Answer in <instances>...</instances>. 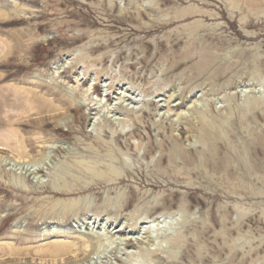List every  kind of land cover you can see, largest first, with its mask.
I'll return each instance as SVG.
<instances>
[{
    "label": "rangeland",
    "instance_id": "obj_1",
    "mask_svg": "<svg viewBox=\"0 0 264 264\" xmlns=\"http://www.w3.org/2000/svg\"><path fill=\"white\" fill-rule=\"evenodd\" d=\"M0 40V144L28 153L0 145V264H264V172L215 187L167 159L198 117L264 144V117L231 123L264 113V0H0Z\"/></svg>",
    "mask_w": 264,
    "mask_h": 264
},
{
    "label": "bare ground",
    "instance_id": "obj_2",
    "mask_svg": "<svg viewBox=\"0 0 264 264\" xmlns=\"http://www.w3.org/2000/svg\"><path fill=\"white\" fill-rule=\"evenodd\" d=\"M1 13H2V16L4 18H7V14H8L7 10H3V11H1ZM206 38H208V37L206 36ZM208 39H210V37ZM202 40H204V39H202ZM211 41H224V40L221 37H215V38H211ZM227 69H229V67L225 68V67L221 66V64L218 61H216V58L210 54H206L204 56L203 60L201 61L200 65L197 67V71H198L199 76L200 75L204 76L205 74H208V73H210V75H212L213 72H211V71L214 70L215 74H213V75L220 77L222 73L224 75V72H225V70L227 71ZM210 75L207 77H211ZM223 77H221L220 79H222ZM109 95L110 94H108L107 97H109ZM212 107H213V105H212ZM24 109L31 111L30 107L27 108V106ZM242 111H243V109L242 108L240 109V107H239L238 112L240 113ZM258 111L259 110L257 108L253 109V111L251 112V115H252L251 117L249 115H247V114L245 115L243 113L242 114H236L235 116H233L231 123L233 122V124H234V121L236 120L235 124H236V126H238L237 130L239 133H241L245 129L244 124H245L246 120H249V119L252 120V117H253V119L255 118L257 121V120H261L262 117H264V113L262 114V113H260V111L259 112ZM216 112H217V110L214 108L213 113H216ZM129 115L131 116V114H129ZM212 118L215 122V125L217 124L216 126H211V125L209 126L208 125L209 123L206 124V122L203 118L198 117L197 123L199 126V133H198L199 134V140H198L199 141V147H197L195 149L191 148L192 151H190V152L188 150L182 148V147H178L177 149L175 147L176 150L170 151V154H168V156H167L169 164L170 165H172V164L178 165L177 159L180 158L181 160H183V163H184L183 166L187 167L193 173L199 174L198 176H200L202 179V180L200 179L201 183L204 182L207 185H214L215 184V187L217 186L216 183L221 182V181L224 184L230 183V181H228V178L237 172H242L243 175H245L244 176L245 179H249L248 176H249V173L251 170L252 171H258V172H264V150H263L264 144H263L262 139H257L256 141L254 140L253 142H250L248 140L245 141L244 136H242L243 146L238 145L236 141H234V142H236V144L234 142L232 143L228 139H230V138L233 139L234 133L233 134L231 132L229 133V130L227 129L226 124H224L222 122V120L219 119V117L214 116ZM246 122H248V121H246ZM110 126H111V124H110ZM123 126H124V123H123ZM123 126H121V129ZM154 126H156V125H154ZM198 126H197V128H198ZM99 127H102V126L94 124L93 128L96 129V131H97L98 130L97 128H99ZM111 128L113 129L112 126L110 127V129ZM148 128H150V127L148 126ZM193 128H194V126H193ZM121 129H120V131H122ZM231 134L233 137L232 136L230 137ZM125 135H127V134H125ZM4 136H6V135H4ZM234 140L238 141V139H234ZM2 141H3V143H2V145L1 144L0 145L2 147H4L5 149H7L8 151H11L12 153H16L17 156H22L24 154V152L27 151V147L24 145V143L20 139H18V131L14 130L13 128H10V130L7 131V136ZM117 143L119 145L121 144V138H119L117 140ZM158 145H159V143H158ZM109 146L105 145V144H100L101 149L107 151V153L109 154V157H110L109 161L106 160V162L108 164L106 165L107 168L106 167L105 168L108 169L109 167L112 168L113 166L118 165V166H121L122 168H124L126 170H129V167L123 161H121L120 158L115 156L114 151L112 150V147L108 148ZM152 148H154V147H152ZM113 149H115V148H113ZM90 150H92V149H90ZM245 153L246 154L248 153L250 156L249 157L250 158V161H249L250 165H248V162H247L249 158L245 159V157H244ZM100 157H102V156H100ZM161 160H164V159L162 158ZM92 167H93V165H92ZM94 169L92 168L93 171H94ZM117 180L126 181V178H124V179L119 178ZM0 208H2V207L0 206ZM62 239L63 238L60 235L56 236L54 238L55 242L49 244L46 247V250H44V252H50V254L52 256L61 257L62 261H63V259H65V258H63L64 256H66L70 253H74L75 245L71 242H65L64 240L62 241ZM135 264H138V263H135Z\"/></svg>",
    "mask_w": 264,
    "mask_h": 264
}]
</instances>
